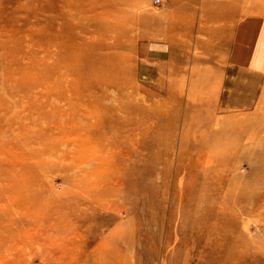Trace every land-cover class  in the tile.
Segmentation results:
<instances>
[{
  "label": "rangeland",
  "instance_id": "374dc122",
  "mask_svg": "<svg viewBox=\"0 0 264 264\" xmlns=\"http://www.w3.org/2000/svg\"><path fill=\"white\" fill-rule=\"evenodd\" d=\"M242 1L0 0V210L20 213L18 199L38 188L26 186L19 196L11 178L23 171L27 145L19 141L28 136L14 126H33L19 117L34 96L47 109L53 96L71 94L85 98L79 107L87 116L77 118L89 125L92 153L46 176L80 239L62 248L81 246L82 264H264V62L253 70L240 58L251 40L263 42L264 24L242 45L237 23L264 13V0ZM177 5L201 18L181 17ZM101 41L103 47L85 45ZM263 52L244 55L259 63ZM83 66L90 71L71 74ZM65 69L68 83L60 76ZM99 173L110 174L114 192L91 202L103 188ZM67 174L77 177L63 181ZM49 243L54 252L58 243ZM57 253L41 261L9 242L0 264H21L13 258L22 254L24 262L61 264Z\"/></svg>",
  "mask_w": 264,
  "mask_h": 264
},
{
  "label": "bare ground",
  "instance_id": "6f19581e",
  "mask_svg": "<svg viewBox=\"0 0 264 264\" xmlns=\"http://www.w3.org/2000/svg\"><path fill=\"white\" fill-rule=\"evenodd\" d=\"M242 2L243 3L246 2L245 3V5H246L248 0H245ZM256 2H254V3H256ZM249 6H250V4H249ZM261 11H262V9H261ZM221 13L219 15H221ZM238 15H239V13H238ZM245 16L246 17L250 16V17H249V19H245L244 18ZM245 16L239 18L241 23L249 22V23L255 24L257 27V29L251 30L249 34L254 35L256 33L255 35H260L261 31L263 30L261 26H262V24H264V13L250 14V15H245ZM217 21H219V20H217ZM199 25H200V23H199ZM192 26L193 25H191V27ZM263 27H264V25H263ZM180 28H182V27H180ZM208 28H210V27H208ZM182 30H184V29H182ZM73 34L75 35V33H73ZM256 42H258V41H256ZM72 43L73 42L66 43L67 46L65 47V49L69 48L72 45ZM259 43L264 46V40H263V42H259ZM85 45H90L92 47H103L104 43L101 41V42H96V43H92V44L85 43ZM263 50H264V48H263ZM57 54L55 56H57ZM75 60L81 61L82 59L77 57ZM102 61H103V59L100 57L97 59L95 58V61H94L96 63L95 66H97L98 68H101ZM83 62H84V57H83ZM263 62H264V59L261 57L259 63L263 64ZM84 63L86 66H94V64H92V63H86V62H84ZM87 69H88V71H90L89 67L83 66V67H80V68L73 70L71 72V74H80L82 72H87ZM69 74H70V72L68 70H66V73L64 71H62L60 73L61 79L65 80L66 77H69ZM40 80H39V83H40ZM68 80L69 79L67 78L66 79L67 83H68ZM43 81H44V79H43ZM43 81H42V83H43ZM49 81H50V79H49ZM36 84H38V83H36ZM41 84H39V85L41 86ZM87 85H88V83H87ZM105 85L106 86H104V87H107L108 84L106 83ZM29 87L31 88V86H29ZM35 88H37V87L35 86ZM54 88H56V87H54ZM67 89H68V91L71 90L72 86L70 84H67ZM79 92H80V87L78 89V93ZM61 94H63V93H61ZM47 95H49V94L47 93ZM76 95H78V94H76ZM52 96H53V94H52ZM53 97H54V98H52L53 101H49L47 109H45L42 106L43 102L39 103L35 96L32 97L31 101L27 105V110L25 111L26 113L19 117V119L31 121L33 123L32 128L28 129V127L26 125H20L19 120H18L19 124L14 126V128L17 129V131L20 134H27L28 136L20 138V141H19V143H21L23 145H27L26 147L24 146L25 147L24 149L27 150V152L24 155L25 158L20 159V160L25 162L24 164L21 165L23 167L22 168L23 171H22L21 175L18 178L11 177V178H14L12 180L13 184H14V186H16L17 189L19 188V190H17V193L19 194V196L21 195V190L23 188L25 189L26 186L38 185V188L35 187L33 189H30V192L28 195L22 196L21 198L18 199L19 208H21V209H19L20 213L16 214L13 211H6L5 212V211L0 210V254L4 253V250L7 249L9 242H13L17 248H20L23 251L25 249H30V250H33V252H35V253L41 254V256H40L41 261H42V259H44L43 257H45V255L50 254V253H52L53 255H56V253L58 252L57 254L59 255V259L63 260V262L61 264H82L80 261V258H81V252L80 251L82 250L81 246H71L69 249H64L60 246L64 242H66V243L72 242L73 240L80 241V239H79V236L77 234V231H72V229L74 227H72V225L70 226L71 223H70L69 219H67L66 215H63L62 212L60 213V211H59L60 208L61 207L63 208V206H62L63 202H61L62 198H58L59 192L54 188V186H52L50 178H48V177H49V173H52L55 171H65L66 169H69L70 166H72L71 163H73V161L79 163L83 159L84 156L92 153V150L89 148V146H90L89 139L92 136V132L86 131V129L88 128L89 125L86 126V124L83 123V120H79L77 118V115L80 116L81 112H82V115L87 116V114H85L80 109V107H82V106L79 107L81 102H84L83 99H85V98L82 99L81 97L77 96L74 100H71V94H69V97H66V95H64V94H63V96L62 95L60 96V94H59L57 96V98L55 96H53ZM86 98H88V97H86ZM92 101L98 102L99 99L97 97H92ZM14 112H15V110H14ZM11 114H13V112ZM15 114H16V112H15ZM0 118H1V116H0ZM100 120L101 119H99V121ZM96 121H97V119H96ZM98 128H99L98 130H100V127H98ZM80 130H82L83 135L79 133ZM70 134H73V135L77 134L79 138L74 139L75 136L73 138H70L71 137ZM99 134H101V132ZM250 134H251V132L247 131L245 133V136L248 137V136H250ZM102 137H103V135H102ZM17 139L19 140V138H17ZM261 139H264V138H261ZM261 139L258 140V141H260L259 142L260 146L264 144L263 140H261ZM9 140H10V138H9ZM102 140H103V138H102ZM33 143H34V145H32ZM106 144H107V142H106ZM62 146L64 147L63 149L60 148ZM19 147H20V145H19ZM262 148H264V147L262 146ZM247 149H248V147H247ZM249 151H251V150H248V153H249ZM261 151L262 152L258 153V154H260V155H258L259 159L262 160V161H260L261 162L260 165H262V163L264 161V149H262ZM97 156H99V155H97ZM94 157H96V156H94ZM94 157H93V159H95ZM69 158H70V162L67 161ZM87 158H89V157H87ZM96 159H97V157H96ZM105 159H107V158H105ZM13 160H15V159H12V161ZM255 160H256V158H255ZM91 161H93V160H91ZM229 161H230V159H229ZM258 164H259V162H258ZM263 165H264V163H263ZM89 166H91V165H89ZM92 166H91V170H92ZM72 167H74V166H72ZM110 168H109V170H110ZM115 168H118V167H115ZM111 169H113V168H111ZM114 170H116V169H114ZM78 171H81V170H78ZM28 172L32 173V176L28 178V181H29L28 185L18 184L20 178ZM76 172H75V174H76ZM101 172H103V171H101ZM62 173L65 174V172H62ZM259 173H261V172H259ZM34 174L36 175V177H34ZM92 174H94V173H92ZM99 174L95 175V179L104 180L103 188L101 191H97V192L95 191L93 193V197H92L91 202L97 201L99 198L107 196L110 193L114 192V191H112L113 190L112 187L109 185L111 182V177H109L108 175H110V174H108V175H104V174L99 175ZM80 175L82 176V174H80ZM88 175H89V173H88ZM119 175H120V173H119ZM46 176H48V177H46ZM69 176H71V175H69ZM69 176H68V174H67V177L62 176L63 181L70 182L72 180H75L74 177L76 175L73 178L72 177L69 178ZM224 176H227V175H224ZM116 177H114V178H116ZM87 178H89V177H87ZM78 179H76V180H78ZM85 179H86V177H85ZM242 180H244V179H242ZM87 181L90 182V180H87ZM92 181L90 183H94L93 179H92ZM72 183L74 184V182H72ZM120 184H121V182H120ZM89 186H91V185H89ZM89 186H88V188H90ZM233 186H237V185H235L233 182ZM240 186H241V184H240ZM77 188H79V185L77 186ZM98 189H99V187H98ZM69 191L71 192V189ZM74 191L76 192V190H74ZM84 191H85V189H84ZM77 193H78V191H77ZM78 194H80V193H78ZM83 194H87V193L84 192ZM72 195H73L72 193L69 195V194H66V192L64 191L63 201L65 202V204H67L69 206H73V203L76 202V199H74L72 197ZM111 195H113V194H111ZM79 197H81V196H79ZM83 198H85V197L83 196ZM255 199H256V197H255ZM80 202H81V199L78 200L76 206H78L80 204ZM46 203L50 204L52 206L51 207L52 209L47 208ZM99 206H102V203ZM55 207H57V208H55ZM62 208H61V211H62ZM71 219H74V218H71ZM68 221L70 224L68 223ZM59 236H63L64 238H59ZM59 240H62V242L59 243L58 242ZM49 242L58 243L57 245H55L57 247H56V250L54 252L52 249L53 246H49L51 244ZM235 243H236V241L233 244L236 245ZM244 243H245V241H244ZM48 248L50 250L43 253L44 252L43 250L48 249ZM232 248H233V246H232ZM109 252L111 253V251H109ZM23 257H24V254L16 256L13 259H14V261L19 262L21 264H32V261H29V260L24 262Z\"/></svg>",
  "mask_w": 264,
  "mask_h": 264
},
{
  "label": "crops",
  "instance_id": "0c3cea01",
  "mask_svg": "<svg viewBox=\"0 0 264 264\" xmlns=\"http://www.w3.org/2000/svg\"><path fill=\"white\" fill-rule=\"evenodd\" d=\"M187 5V4H186ZM179 9L181 10V9H184V12L183 13H181L182 14V16L181 17H184V18H186V17H189V15L192 17V18H194V19H200L201 18V16L200 17H196L195 16V13H194V11H192V10H190L189 8H188V6H180V5H177L176 7H175V10H177V11H179ZM182 12V11H181ZM203 16H205V15H203ZM237 23H239V25H238V31H239V36H240V38H241V36H242V42H241V44L243 45L244 44V41H243V39L244 38H247L248 40L250 39L251 40V37L253 36V34H249L250 33V31L251 30H254V29H257V27H256V25L255 24H252V23H249V22H244V23H241L240 22V20H238L237 21ZM251 42H252V45H251V48L249 49L251 52H253V51H257L258 49H260V47L262 48V50H263V48H264V46L263 45H261V44H257V42H255V41H253V40H251ZM257 44V45H256ZM250 47V46H249ZM252 49V50H251ZM249 50H246V49H244V48H240V51L242 52L241 53V56H240V58H241V60L243 61V64L245 63V64H248V63H250L251 65H252V69L253 70H259V68H261L262 67V63H257V61L256 60H258L259 58H256V59H253V60H249V58L250 57H248V60H246V56L244 55V53H247ZM261 58V57H260ZM252 61H255L256 63H252ZM258 72V71H257ZM259 74L261 73V72H258ZM263 73V72H262Z\"/></svg>",
  "mask_w": 264,
  "mask_h": 264
},
{
  "label": "built area",
  "instance_id": "2783aa9c",
  "mask_svg": "<svg viewBox=\"0 0 264 264\" xmlns=\"http://www.w3.org/2000/svg\"><path fill=\"white\" fill-rule=\"evenodd\" d=\"M160 2V0H154V3H159Z\"/></svg>",
  "mask_w": 264,
  "mask_h": 264
}]
</instances>
